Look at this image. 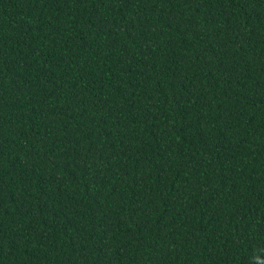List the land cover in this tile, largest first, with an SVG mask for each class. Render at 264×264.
<instances>
[{
	"label": "trees",
	"instance_id": "16d2710c",
	"mask_svg": "<svg viewBox=\"0 0 264 264\" xmlns=\"http://www.w3.org/2000/svg\"><path fill=\"white\" fill-rule=\"evenodd\" d=\"M0 264H264V0H0Z\"/></svg>",
	"mask_w": 264,
	"mask_h": 264
}]
</instances>
